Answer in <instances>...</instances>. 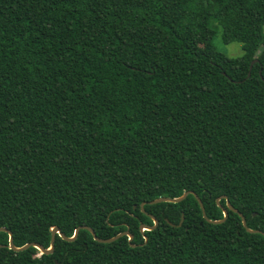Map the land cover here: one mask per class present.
I'll list each match as a JSON object with an SVG mask.
<instances>
[{
  "label": "trees",
  "instance_id": "obj_1",
  "mask_svg": "<svg viewBox=\"0 0 264 264\" xmlns=\"http://www.w3.org/2000/svg\"><path fill=\"white\" fill-rule=\"evenodd\" d=\"M188 190L264 233V0H0V227L133 236L0 231V264H264L231 210L140 208Z\"/></svg>",
  "mask_w": 264,
  "mask_h": 264
},
{
  "label": "water",
  "instance_id": "obj_2",
  "mask_svg": "<svg viewBox=\"0 0 264 264\" xmlns=\"http://www.w3.org/2000/svg\"><path fill=\"white\" fill-rule=\"evenodd\" d=\"M252 63H253V62H251L250 66H249L250 68H251V66H252ZM248 75H249V72H248ZM188 194H193V195H194V197L196 198V200H197V202L199 203L200 208H201V210H202L203 218H205L206 221L211 222V223H214V224L222 223V222H224V221L226 220V218H227V216H228V210H231V211L237 213V214L241 217L243 227L246 229V231H248V232H250V233H262V232H261L260 230H258V229H251V228H249V227L247 226L246 219H245V217L243 216V214H242L240 211H238L236 208H234V207L232 206V204L230 203V201H228V200H226V206H227V207L225 208V207L221 206V204H220V202H219V198L216 199L217 205L222 209V212H223V218H222V219H219V220H211V219H208L207 216H206L205 209H204V206H203V204H202L201 199L196 195L195 192L190 191V190L183 192V193H182L180 196H178V197H158V198H156V199H154V200H151V201H143V202L140 204V208H141V210H142L143 212H145L144 209H143L144 204H148V203H149V204H154V203H158V202H174V203H176V202H180V201H182L183 199H185L186 196H187ZM221 197L226 198L225 195H223V196H221ZM148 216L153 220V224H152V225H146V224L140 223V224H139V230H140L142 233L144 232V230H152V229H154V228L157 226V224H158V220L156 219L155 216H153V215H151V214H148ZM182 221H183V216L181 217V220H180V222L178 223V226L181 225ZM170 224L173 225V223H170ZM80 229H86V230H88V231L92 234L94 240H96V241H98V242H102V243H109V242H112V241L116 240L117 238H119V237H121V236H124V235H126V236L128 237V240H129V241H131V240H132V237H133L132 234L129 233L128 230H125V231H122V232L118 233L117 235H115V236H113V237H110V238H99V237H97V235H96V233L94 232V230H93L90 226H87V225H82V226H78V227H76L75 230H74L73 235H72L71 237H68V236H66V235L60 230V228H59L58 226H53V227H51V229H50V231H51V238H50V245H49V248H44L41 244L36 243V242H28V243H26V244H24V245L18 247V246H15L14 243H13V234H12V232H11L10 230H8L7 228H5V227H0V231H4V232H7V233H8V237H9V238H8V241H9V243H8V247H9L10 249H12V250H14V251H21V250H25V249H27V248L33 246V247H35L36 249H38V250L40 251V253H47V254L53 252V249H54V240H55V235H56V234H58V235H59L62 239H64V240L72 241V240L75 239V237L77 236L78 231H79ZM262 234L264 235V233H262ZM144 238H145V240H146V236H144ZM130 244H131V246H134V244H132V243H130ZM55 262H57V261L55 260Z\"/></svg>",
  "mask_w": 264,
  "mask_h": 264
},
{
  "label": "rangeland",
  "instance_id": "obj_3",
  "mask_svg": "<svg viewBox=\"0 0 264 264\" xmlns=\"http://www.w3.org/2000/svg\"><path fill=\"white\" fill-rule=\"evenodd\" d=\"M215 29V37H214V45L217 49L226 52L231 56L240 55L242 53L241 43L237 40L225 41L226 37L230 36L232 33L224 32V30H220L219 28Z\"/></svg>",
  "mask_w": 264,
  "mask_h": 264
}]
</instances>
